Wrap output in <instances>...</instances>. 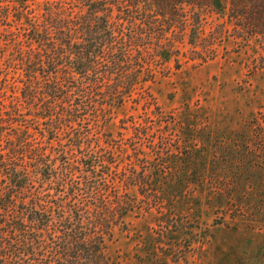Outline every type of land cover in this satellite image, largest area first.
<instances>
[{"label": "trees", "instance_id": "obj_1", "mask_svg": "<svg viewBox=\"0 0 264 264\" xmlns=\"http://www.w3.org/2000/svg\"><path fill=\"white\" fill-rule=\"evenodd\" d=\"M1 10L0 62L9 50L23 73L0 80L21 84L9 96L0 89V264H115L107 241L135 208L125 189L158 208L168 147L135 127L121 165L91 133L131 99L162 120L144 84L181 56L196 66L214 59L217 40L251 51L250 70L264 74V0H45L25 18ZM62 136L72 162L50 151Z\"/></svg>", "mask_w": 264, "mask_h": 264}, {"label": "rangeland", "instance_id": "obj_2", "mask_svg": "<svg viewBox=\"0 0 264 264\" xmlns=\"http://www.w3.org/2000/svg\"><path fill=\"white\" fill-rule=\"evenodd\" d=\"M44 3L0 0V13L8 6L30 17L26 11L40 12ZM213 46L214 59L196 66L181 56L178 69L171 61L165 74L144 84L162 120L153 114L155 106L146 110L131 99L104 115L100 135L91 133L92 142L99 137L102 145H114L109 157L121 165L132 154L135 127H147L168 147L161 159L167 173L153 183L158 208L136 187L125 189L135 208L125 217L126 229L115 228L107 241L115 264H264V74L250 70L251 51L237 50L230 39ZM8 54L0 80L23 73ZM11 86L0 83L8 96ZM68 146L64 136L53 142L50 151L59 163L77 159ZM138 146L154 158L147 146ZM95 150H85L86 162Z\"/></svg>", "mask_w": 264, "mask_h": 264}]
</instances>
